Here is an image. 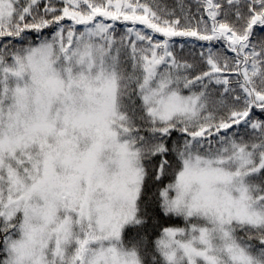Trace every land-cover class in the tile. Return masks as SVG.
<instances>
[{
    "label": "snow or ice",
    "instance_id": "1",
    "mask_svg": "<svg viewBox=\"0 0 264 264\" xmlns=\"http://www.w3.org/2000/svg\"><path fill=\"white\" fill-rule=\"evenodd\" d=\"M262 29L264 0H0V264H264Z\"/></svg>",
    "mask_w": 264,
    "mask_h": 264
},
{
    "label": "trees",
    "instance_id": "2",
    "mask_svg": "<svg viewBox=\"0 0 264 264\" xmlns=\"http://www.w3.org/2000/svg\"><path fill=\"white\" fill-rule=\"evenodd\" d=\"M119 31V29H118ZM259 34H264V29L262 30H259L258 32V35ZM216 48H220L221 45L220 44H216L215 45ZM189 49H186V53ZM196 51L199 52L200 49L198 46H196ZM228 54V53H226ZM228 55H231V54H228ZM177 137L174 135L172 137V139H176ZM170 182V180H166L165 183H168ZM159 223L161 224H165L166 226H183V222L181 219L179 218H176V217H163L161 216L160 217V220H159ZM149 235L151 236V239L154 241L158 235H159V229H156V230H150L149 232ZM138 238L137 236V232L135 230H127L126 229V233H125V243L128 244V245H132L136 239ZM146 259L149 261V264H151V254H149Z\"/></svg>",
    "mask_w": 264,
    "mask_h": 264
},
{
    "label": "clouds",
    "instance_id": "3",
    "mask_svg": "<svg viewBox=\"0 0 264 264\" xmlns=\"http://www.w3.org/2000/svg\"><path fill=\"white\" fill-rule=\"evenodd\" d=\"M175 195L177 196V197H181V196H185V195H187V193L186 192H184V191H181L179 188H177L176 190H175ZM128 247H132V245H127Z\"/></svg>",
    "mask_w": 264,
    "mask_h": 264
},
{
    "label": "rangeland",
    "instance_id": "4",
    "mask_svg": "<svg viewBox=\"0 0 264 264\" xmlns=\"http://www.w3.org/2000/svg\"><path fill=\"white\" fill-rule=\"evenodd\" d=\"M196 46H198L199 49H201V47H203L204 45H203L202 42H196ZM228 54H230V53H228ZM176 218H177V217H176ZM179 219H180V218H179Z\"/></svg>",
    "mask_w": 264,
    "mask_h": 264
}]
</instances>
